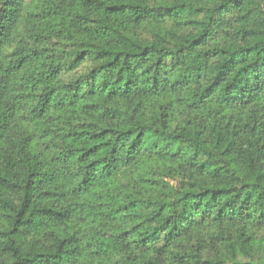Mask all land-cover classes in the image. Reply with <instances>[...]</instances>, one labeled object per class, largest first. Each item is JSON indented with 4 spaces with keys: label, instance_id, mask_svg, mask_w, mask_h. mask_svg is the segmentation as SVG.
Listing matches in <instances>:
<instances>
[{
    "label": "trees",
    "instance_id": "obj_1",
    "mask_svg": "<svg viewBox=\"0 0 264 264\" xmlns=\"http://www.w3.org/2000/svg\"><path fill=\"white\" fill-rule=\"evenodd\" d=\"M0 264H264V0H0Z\"/></svg>",
    "mask_w": 264,
    "mask_h": 264
}]
</instances>
